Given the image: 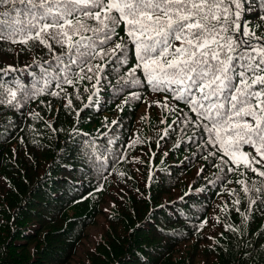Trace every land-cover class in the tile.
Here are the masks:
<instances>
[{"label": "trees", "instance_id": "1", "mask_svg": "<svg viewBox=\"0 0 264 264\" xmlns=\"http://www.w3.org/2000/svg\"><path fill=\"white\" fill-rule=\"evenodd\" d=\"M241 2L264 37V0ZM85 35L124 49L80 72L55 41L0 40V264H264L255 148L226 155L175 86L155 90L123 24L106 45Z\"/></svg>", "mask_w": 264, "mask_h": 264}, {"label": "snow or ice", "instance_id": "2", "mask_svg": "<svg viewBox=\"0 0 264 264\" xmlns=\"http://www.w3.org/2000/svg\"><path fill=\"white\" fill-rule=\"evenodd\" d=\"M9 4L10 9L0 12V40H35L49 49L48 41H55L67 48L65 54L80 72H92L96 56H116L124 49L116 43L97 51L96 41L85 33L97 35L99 44L106 45L123 24L135 45L136 67L143 68L155 90L175 86L174 98L186 100L198 118L210 122L204 127L226 155L234 158L244 143L260 157H252L246 167L264 160V44L252 42L264 37L240 23L241 0H0V5ZM94 67L98 76L103 69ZM65 82L73 83L67 78ZM225 91L229 108L222 111L225 105L217 100ZM16 95L8 89V103Z\"/></svg>", "mask_w": 264, "mask_h": 264}, {"label": "rangeland", "instance_id": "3", "mask_svg": "<svg viewBox=\"0 0 264 264\" xmlns=\"http://www.w3.org/2000/svg\"><path fill=\"white\" fill-rule=\"evenodd\" d=\"M99 233V227L93 226L88 230V239L84 241L85 245H89L93 243V238Z\"/></svg>", "mask_w": 264, "mask_h": 264}]
</instances>
